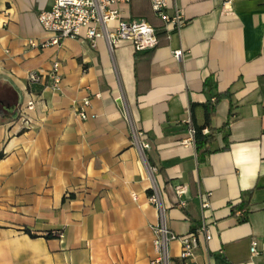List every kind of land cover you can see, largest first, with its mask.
Listing matches in <instances>:
<instances>
[{"label":"crops","instance_id":"obj_1","mask_svg":"<svg viewBox=\"0 0 264 264\" xmlns=\"http://www.w3.org/2000/svg\"><path fill=\"white\" fill-rule=\"evenodd\" d=\"M54 2L0 0V112L25 105L29 73L44 76L30 130L0 115V264H150L152 179L171 232L211 236L190 262L172 242L171 264H264V0H177L186 24L152 52L126 40L44 45L37 17ZM122 9L162 29L149 0ZM55 62L60 92L47 78ZM209 77L230 99L216 105L200 161L189 129L203 124ZM244 199L247 213H232Z\"/></svg>","mask_w":264,"mask_h":264},{"label":"built area","instance_id":"obj_2","mask_svg":"<svg viewBox=\"0 0 264 264\" xmlns=\"http://www.w3.org/2000/svg\"><path fill=\"white\" fill-rule=\"evenodd\" d=\"M177 0H149L153 15L163 24L162 31L167 39L172 33H179L185 26L186 21L182 11L176 5ZM130 0H55L50 10H42L38 14L37 20L40 28L51 37L44 45L58 46L65 39L85 40L95 45L98 40H105L109 49L112 50L118 42L126 40L131 42L136 52L152 50L158 45L156 30L144 20H131L124 18L123 6H127ZM172 3V5L170 4ZM169 10L171 12H169ZM183 55L182 50L174 52V58L179 59ZM47 78L51 81V88L55 92L61 90V76L59 64L55 62ZM44 76L39 73H29L27 76V100L25 105L18 110L17 122L23 129L30 130L33 127V121L30 113L35 109L40 100V96L33 91L35 86L41 84ZM122 114L125 111L122 108L121 100H118ZM89 101H84L81 106L75 110L76 116L80 120H87L86 108ZM203 134H207L204 130ZM189 135L194 139L195 131L193 127L189 129ZM133 136L138 142V135L133 132ZM143 146V145H142ZM142 151V147L139 144ZM150 177L152 169L148 168ZM151 194L148 201L152 204L158 213L159 222L150 227L153 235V249L155 258L150 264H171L169 245L172 242H179L180 253L179 260L190 262L194 258V253L198 247L199 239L203 237L206 241L211 236L205 226H201L195 232L186 236H177L171 232L165 224V209L161 203V195L158 187L152 179ZM176 194L181 197L184 194L183 189H177ZM183 202L180 206H184ZM203 204V207H206ZM240 211V215H244ZM53 236H58V232H51ZM251 254H256V244L253 243L250 248Z\"/></svg>","mask_w":264,"mask_h":264},{"label":"trees","instance_id":"obj_3","mask_svg":"<svg viewBox=\"0 0 264 264\" xmlns=\"http://www.w3.org/2000/svg\"><path fill=\"white\" fill-rule=\"evenodd\" d=\"M164 35L165 33L162 30L160 29L156 30V36L159 42H158V45L154 49L150 50V52L164 45V42H163ZM202 93L206 96V101L200 105L204 113L203 114L204 121L201 126L194 125L193 127L195 131L194 142L196 145V151H197L198 157L200 158V161L203 160V156L208 155L210 153L208 148L210 144L214 141L215 130L212 128L211 121L216 112V105L221 99H230V94L228 92H225V93L218 92L216 82L211 77L207 78L204 81ZM195 107L196 105L191 106L192 113ZM1 114H4V113L0 112V115ZM5 118L11 119V120H17L18 119V109L12 110L9 116L8 115L2 116V119H5ZM227 125H228V122L226 123V126ZM204 130H207L206 135L203 134ZM3 158H4V154L0 152V160H2ZM148 193L149 195L151 194V192H148ZM249 195L250 193L248 194V196ZM247 207H248V202L246 199H244L239 205L232 207L231 210H232V213L238 210H241L247 213ZM195 231H196V228L193 230V232ZM25 233L28 234L31 238L36 237L35 235H32L29 230H25ZM52 238H58V236H53L51 233L46 235V239H52Z\"/></svg>","mask_w":264,"mask_h":264}]
</instances>
